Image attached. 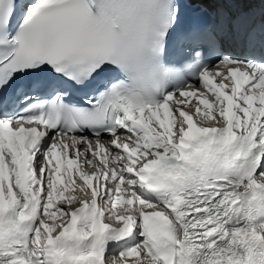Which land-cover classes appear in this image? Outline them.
I'll list each match as a JSON object with an SVG mask.
<instances>
[{"label": "snow or ice", "instance_id": "snow-or-ice-1", "mask_svg": "<svg viewBox=\"0 0 264 264\" xmlns=\"http://www.w3.org/2000/svg\"><path fill=\"white\" fill-rule=\"evenodd\" d=\"M256 2L0 0V264H264Z\"/></svg>", "mask_w": 264, "mask_h": 264}, {"label": "bare ground", "instance_id": "bare-ground-1", "mask_svg": "<svg viewBox=\"0 0 264 264\" xmlns=\"http://www.w3.org/2000/svg\"><path fill=\"white\" fill-rule=\"evenodd\" d=\"M192 1H193V0H190L191 3H193ZM85 169H87V166H85ZM87 170L90 171L91 169H87ZM78 179H79V177H78ZM70 193H71V192H70ZM123 210H124V209H123ZM123 210H121V211H123ZM132 259H135V258H132Z\"/></svg>", "mask_w": 264, "mask_h": 264}, {"label": "rangeland", "instance_id": "rangeland-1", "mask_svg": "<svg viewBox=\"0 0 264 264\" xmlns=\"http://www.w3.org/2000/svg\"><path fill=\"white\" fill-rule=\"evenodd\" d=\"M196 0H193V2H195Z\"/></svg>", "mask_w": 264, "mask_h": 264}]
</instances>
